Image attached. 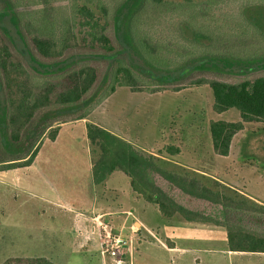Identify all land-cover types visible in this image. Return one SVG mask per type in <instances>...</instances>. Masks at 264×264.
<instances>
[{
    "label": "rangeland",
    "instance_id": "374dc122",
    "mask_svg": "<svg viewBox=\"0 0 264 264\" xmlns=\"http://www.w3.org/2000/svg\"><path fill=\"white\" fill-rule=\"evenodd\" d=\"M16 1L19 4L16 9L9 5L0 9V26L29 68L37 73L38 66L26 54L19 37L14 11H33L26 18L31 23H34L33 19L37 18L33 17H38L41 10L49 11L51 15H56V19L50 20L48 14L45 19L48 27L55 24L56 20L63 23L72 14L75 4L86 5L96 14H102L97 0ZM102 1L109 13L112 12L114 1ZM140 1L127 0L112 13V17L108 15V19L111 22L109 33L120 46V55L127 59L138 74L142 90L118 86L113 93L108 94L110 62L103 63L97 56L74 53L77 55L55 65L50 71L56 73L59 69L62 71L85 61L92 62L100 68L98 83L78 104L40 111L25 131L22 142L13 144L8 139V112L0 84V156L5 159L0 161V264L13 255L45 256L57 264H111V253L102 252V245H107L104 240L100 245V230L90 234L91 229L85 228L91 235L89 241L85 239V231L80 235L74 221L80 218L81 212L90 215L101 207V200H95L93 191L92 157L86 136L88 121L109 129L145 154L159 156L163 159L159 164L168 168L184 166L166 160L158 150L166 144H173L179 147L178 155L182 154L180 159L184 160L186 141L194 142L193 146L200 142L206 161L199 160L201 163L193 167L208 173L216 170L209 132V121L217 115L212 110L213 92L208 83L196 85L195 81L199 78L223 77L233 80L244 75L253 77L264 74V56L233 58L229 55H209L198 59L194 63L197 67L187 63L171 72L150 69L136 54L138 48L132 43L129 28H134L135 34L141 35L137 30H141L143 25L149 34L165 46L175 47L174 50L180 54L190 48L195 49L191 39L197 32L208 33L211 38H201V41L204 46L210 45L219 52L243 51L244 45L251 42L255 43L251 44L253 48H264V1L215 0L202 5L204 8L198 13L186 0H167L173 2H169L165 8L177 6L175 10L164 9L158 13L146 5L134 15L131 14ZM0 3L5 4V0ZM82 19L77 13L76 21ZM79 27L76 25L75 31L78 40L83 43L85 32L84 28L79 31ZM248 50L247 54L250 55L251 50ZM190 65L192 69L181 74L180 70ZM240 69L245 73H240ZM153 89L159 90L153 92ZM82 115L86 117L79 119ZM238 117L239 111L232 108L216 119L236 120ZM55 126H59L57 141L48 137ZM262 126L264 122H251L247 124V132L250 133H243L245 137H252L254 148L260 154H264ZM135 128L139 129V134L135 133ZM252 129H256V132ZM252 160L257 165L262 164L260 156ZM149 175L163 195L190 212L221 224L193 222L180 214L166 218L155 203L142 196L134 198L128 176L120 175L123 177L117 184H98L97 194L99 199L103 198V203L106 200L107 205H111L109 210H118V217L105 221L109 224L105 229L102 228V238H106L109 233L127 240V245L117 253V257H123L121 264H264V260H259L253 253L229 252L227 232L222 225L231 224L264 234V214L189 194L157 172L150 171ZM114 176L117 178L119 174ZM203 180L208 182L205 178ZM258 181L264 183L261 179ZM135 217L150 227L155 236L152 237L144 229L140 230L135 224ZM168 239L175 240L179 249H165L162 242L168 244Z\"/></svg>",
    "mask_w": 264,
    "mask_h": 264
},
{
    "label": "trees",
    "instance_id": "16d2710c",
    "mask_svg": "<svg viewBox=\"0 0 264 264\" xmlns=\"http://www.w3.org/2000/svg\"><path fill=\"white\" fill-rule=\"evenodd\" d=\"M113 1L114 8L109 13L104 2L97 0L96 4L102 12L101 16L86 5L76 6L75 4L72 14L63 23L56 20V23L50 27L46 25L45 19L48 14H50V20L56 19V15H51L49 11L47 13L45 10H41L38 17H33L37 18L36 20L33 19L34 23L26 21V18H29L33 11H14L13 16L18 21L17 30L24 50L33 63L38 66V73L29 68L24 58L16 51L9 35L0 26V84L8 112L6 121L8 139L11 143L19 144L22 142L25 131L40 111L56 106L78 104L91 93L101 77L100 68L94 63L85 61L62 71L59 69L56 73L50 71L55 65L65 63L66 60L77 55L74 53L80 52L79 54L87 56H97L103 60V63L110 62L111 80L107 89L108 94L113 93L118 86L129 87L132 90L143 89L138 74L127 59L120 55V46L115 43L109 33L111 22L108 15L112 17V13L114 14L127 2V0ZM214 1L206 0L194 3L192 0H186L198 13L204 8L202 5ZM169 2L173 1L141 0L131 14L134 15L138 9L142 10L146 5L158 13L164 9L175 10L177 6L165 8L170 4ZM8 5L16 9L19 4L16 0H5V4L0 3V9L8 7ZM171 5H175V3ZM182 7L185 8V6ZM77 13L83 17L78 22L76 21ZM76 25L80 26L79 31L84 28L83 43L78 40V33L75 31ZM142 26L141 30H137L140 31L141 35L135 34L134 28H129V30L132 43L138 48L135 51L136 54L150 69L166 72L177 71L187 63H193L195 66L194 63L198 59H204L209 55L215 57L229 55L233 58L245 56L260 58L264 56L262 55L264 48H253L252 45L255 44L253 42H251L252 45L250 43L244 45L243 51L229 52L226 50L219 52L210 45L204 46L201 38L206 39V37L211 38V36L203 32H197L192 37L191 44L195 47L194 50L190 48L189 51L180 54L174 50L175 47L165 46ZM248 49L251 50L250 55L247 54ZM190 69H192V65L185 67L180 72L183 74ZM204 73L207 74L208 72L204 71ZM240 73L245 72L240 69ZM203 83H208L213 92L212 110L215 113H222L230 108H236L239 111L240 120L210 119L209 121L213 151L220 155H228L233 136L244 128L245 122H264V74L253 77H245L244 75L240 79L233 80H227L226 77H223L199 78L195 81L196 85ZM158 90L153 89L152 91ZM85 117L82 115L79 119ZM58 133L59 126H55L51 128L48 137L55 140ZM86 136L90 144L94 182L100 184L112 172L123 171L130 177L132 189L145 200L155 203L166 218L180 214L189 221L221 224L208 220L200 214L192 213L163 195L156 182L150 177V171L161 174L166 180L189 194L202 196L229 207L249 209L255 213L264 214L263 203L195 170L185 167H163L159 164L160 160L163 161L162 158L154 154H145L136 149L129 141L98 123L90 121L86 123ZM179 151V147L166 144L158 150V153L164 156H175ZM1 157L3 156H0V161L5 160ZM204 178L208 182L204 181ZM222 225L226 228L228 247L231 251L264 252V234L231 224ZM1 264L57 263L45 256H10Z\"/></svg>",
    "mask_w": 264,
    "mask_h": 264
},
{
    "label": "crops",
    "instance_id": "0c3cea01",
    "mask_svg": "<svg viewBox=\"0 0 264 264\" xmlns=\"http://www.w3.org/2000/svg\"><path fill=\"white\" fill-rule=\"evenodd\" d=\"M230 109H232V108H230ZM230 109H228V110H230ZM228 110H226L224 112H227ZM224 112H222V113H224ZM216 114H217L216 115V118H217V116H219L221 113H216ZM234 116H235V114H234ZM216 118H214V119H216ZM218 119H221V118H218ZM240 119H241V117L239 114L238 119L230 120V121H237ZM224 120H228V119H224ZM250 123L251 122H245L244 128L241 129L240 131H238L233 136L232 141H231V145H230V151H229L228 155H220V154L214 153L212 142H211V151L213 152L214 161H216V164H217L216 170H211L213 173H208V172L204 171V169L200 170L196 167H193L195 164L201 163L200 162L201 160H203V162L206 161L205 155L203 157L204 148H203V146H201L200 142H198L196 146H193L192 144L194 142L191 143V141L190 142L186 141L185 146H187V148L185 151H183V153L186 152L184 154L185 155L184 160L180 159L182 154H180V155L176 154L175 156L170 155V157H164V156H162V157L165 158L166 160L170 161V162L184 166V167L191 169V170H195L201 174H208L211 177H213V178H215V179H217V180H219V181H221L227 185H230L231 187H233L234 189L243 193L244 195L264 204V183H261L258 181L259 179H261V180H263L262 182H264V154L263 153L260 154V152H258L254 148L255 144L253 142V139H251L252 138L251 136L248 138L247 136L245 137V134H243L244 132L245 133L247 132V124H250ZM262 129L263 130H261V131H264V126H262ZM252 131L256 132V129L255 130L252 129ZM135 133L139 134L140 133L139 129H136ZM247 133H250V132H247ZM58 137H59V134L57 135L56 139L53 141H57ZM262 146L264 147V144ZM186 154H187V157H186ZM234 154H236V155L233 157ZM257 156H260V158L262 159L261 165H257L256 164L257 162L252 160V159H255V157H257ZM91 169H92V163H91ZM116 174H119V176H117V178H114L115 177L114 175H116ZM120 175H125V173L123 171H120V170L112 172L111 174H109L106 177L104 182H102V185L103 184H104V186H105V184L108 185L110 182L117 184L118 180L121 177H123ZM128 178L130 180L129 176H128ZM92 180H93V176H92ZM98 187H99V185L96 184L93 180V191L95 193V196H94L95 200L96 199L98 201L101 200L100 210L96 211V213H93L90 215H84L81 212L80 218H77L74 221L76 223V226L78 228L80 235H82L83 231H85V228L91 229L90 234H95L99 229L100 230L99 238L101 240L100 245H102L103 240L106 239V238H104V239L102 238V235H103L102 228L105 229V227H107V225L109 224L105 221L107 220V218L113 219V217H118V215H117L118 210H114V209L109 210L108 207H111V205H107L108 202L106 200L103 203L102 202L103 198H101V199L98 198V194H97V190L99 189ZM130 188H131V195L134 198L141 196L137 192H135L132 189V187H130ZM103 191H105V189H103ZM135 218L137 219L135 224L137 226H139L138 228L140 230L144 229L152 237L155 236V233L153 232V230L150 227H148L138 217H135ZM193 222H195V221H193ZM198 223H203V222H198ZM90 234L86 232V235H85L86 238L85 239H89V241H90V239H91ZM167 241H168V244H165L164 242H162V245L165 247V249H167L169 251H171V250L174 251V250L179 249V247L177 246V242L175 240L168 239ZM227 245H228V242H227ZM102 247H103V245H102ZM228 250H229V252H232V253H253V254L257 255V257H259V260L260 259L264 260V258H263L264 252L231 251L229 249V247H228ZM102 251H103V249H102ZM13 256H22V255H13ZM197 261H198V258H197Z\"/></svg>",
    "mask_w": 264,
    "mask_h": 264
},
{
    "label": "built area",
    "instance_id": "2783aa9c",
    "mask_svg": "<svg viewBox=\"0 0 264 264\" xmlns=\"http://www.w3.org/2000/svg\"><path fill=\"white\" fill-rule=\"evenodd\" d=\"M104 243L107 245L103 246V253L109 252L111 253V264H121L123 257H117V253L119 249L125 247L127 245V240L122 238L121 236H113L111 234H107Z\"/></svg>",
    "mask_w": 264,
    "mask_h": 264
}]
</instances>
